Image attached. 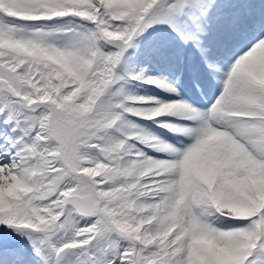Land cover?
<instances>
[{
	"label": "snow or ice",
	"instance_id": "6c2138e0",
	"mask_svg": "<svg viewBox=\"0 0 264 264\" xmlns=\"http://www.w3.org/2000/svg\"><path fill=\"white\" fill-rule=\"evenodd\" d=\"M0 264H264V0H0Z\"/></svg>",
	"mask_w": 264,
	"mask_h": 264
}]
</instances>
